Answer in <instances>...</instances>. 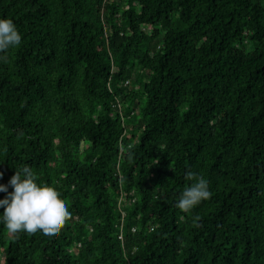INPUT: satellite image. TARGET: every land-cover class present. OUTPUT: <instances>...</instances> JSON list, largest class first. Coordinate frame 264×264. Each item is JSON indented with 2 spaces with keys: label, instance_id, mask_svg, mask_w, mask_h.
Wrapping results in <instances>:
<instances>
[{
  "label": "trees",
  "instance_id": "16d2710c",
  "mask_svg": "<svg viewBox=\"0 0 264 264\" xmlns=\"http://www.w3.org/2000/svg\"><path fill=\"white\" fill-rule=\"evenodd\" d=\"M0 18L21 36L0 183L27 168L70 213L51 239L0 225V264H264V0H0ZM197 176L210 195L185 213Z\"/></svg>",
  "mask_w": 264,
  "mask_h": 264
},
{
  "label": "clouds",
  "instance_id": "9594fccd",
  "mask_svg": "<svg viewBox=\"0 0 264 264\" xmlns=\"http://www.w3.org/2000/svg\"><path fill=\"white\" fill-rule=\"evenodd\" d=\"M20 43L21 36L13 21L0 18V62L7 59L3 53ZM185 175L189 180L194 178L192 172ZM0 192L4 193L0 198V225L10 235L39 233L55 238L70 216L54 187L38 184L35 174L27 168H15L7 183H0ZM209 195L207 181L197 176L195 182L180 193L176 207L187 213Z\"/></svg>",
  "mask_w": 264,
  "mask_h": 264
}]
</instances>
